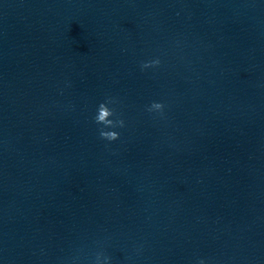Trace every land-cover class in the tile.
Here are the masks:
<instances>
[{"label": "water", "instance_id": "1", "mask_svg": "<svg viewBox=\"0 0 264 264\" xmlns=\"http://www.w3.org/2000/svg\"><path fill=\"white\" fill-rule=\"evenodd\" d=\"M100 251L264 264V0H0V264Z\"/></svg>", "mask_w": 264, "mask_h": 264}, {"label": "clouds", "instance_id": "2", "mask_svg": "<svg viewBox=\"0 0 264 264\" xmlns=\"http://www.w3.org/2000/svg\"><path fill=\"white\" fill-rule=\"evenodd\" d=\"M161 64L159 58L151 59L140 64L141 71H144L149 68H158ZM116 101L111 97H106L105 101L100 103L96 110V115L93 120L94 123L98 126V134L101 140L107 141L108 143L114 142L119 139V133L112 130L106 129H116L123 128L125 122L123 119L112 117L116 116L114 108H110L109 105L115 104ZM165 105L160 102H152L147 106L146 111L149 113H158L161 116L163 115ZM111 258L105 255L102 251L97 252L94 257L93 264H110ZM197 264H204V261L198 260Z\"/></svg>", "mask_w": 264, "mask_h": 264}]
</instances>
